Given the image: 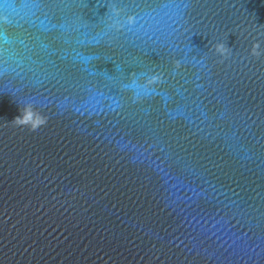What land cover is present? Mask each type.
<instances>
[{
    "label": "water",
    "instance_id": "water-1",
    "mask_svg": "<svg viewBox=\"0 0 264 264\" xmlns=\"http://www.w3.org/2000/svg\"><path fill=\"white\" fill-rule=\"evenodd\" d=\"M0 264H264V0H0Z\"/></svg>",
    "mask_w": 264,
    "mask_h": 264
},
{
    "label": "clouds",
    "instance_id": "clouds-1",
    "mask_svg": "<svg viewBox=\"0 0 264 264\" xmlns=\"http://www.w3.org/2000/svg\"><path fill=\"white\" fill-rule=\"evenodd\" d=\"M8 6H6V8H7Z\"/></svg>",
    "mask_w": 264,
    "mask_h": 264
}]
</instances>
